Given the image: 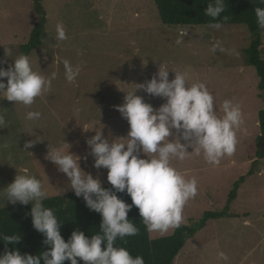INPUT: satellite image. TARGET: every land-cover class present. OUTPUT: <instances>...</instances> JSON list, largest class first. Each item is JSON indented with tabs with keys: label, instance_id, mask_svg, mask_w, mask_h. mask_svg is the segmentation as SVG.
I'll list each match as a JSON object with an SVG mask.
<instances>
[{
	"label": "rangeland",
	"instance_id": "rangeland-1",
	"mask_svg": "<svg viewBox=\"0 0 264 264\" xmlns=\"http://www.w3.org/2000/svg\"><path fill=\"white\" fill-rule=\"evenodd\" d=\"M34 1L0 0V59L7 61L0 66L12 64L21 54L20 45L29 40L39 18ZM39 2L46 18L42 45L28 57L34 70L46 76L55 72L56 79L31 106L0 99V114L6 120L0 128V190L25 168L42 181L48 196L71 190L66 187L68 178L45 158L48 146L59 147L64 140L71 145V152L81 156L85 171L109 184L107 169L93 167L94 158L86 144L94 130L83 128L101 123L106 136H126L129 124L114 108L123 103L124 91L131 90L133 83L150 79L159 66L169 68L170 79L172 69L187 71L189 83L202 81L214 94L218 115H222L223 101L231 99L241 106L244 123L237 131L235 153L223 157L219 165L207 163L195 152L183 161L173 160L186 178L196 179L198 187L197 195L184 207L182 224L199 221L207 210H222L233 183L240 176L244 180L231 203L237 216L214 219L199 229L186 240L174 264H264V156L257 157L258 150L264 151L258 117L264 104L256 71L245 62L243 49L251 39L245 25L227 24L215 30L209 25L163 24L154 0ZM58 23L64 26L66 40L55 38ZM181 29L189 31L183 39L179 37ZM217 40L239 54L213 53L211 47ZM261 42L264 57V28ZM64 60L80 66L73 83L65 78ZM3 79L6 83L7 78ZM137 94L157 108L165 102L143 90ZM28 111H38L41 116L29 121ZM35 139L41 141L28 149L31 153L24 151L25 141ZM9 204L5 201V206ZM173 229L165 234L148 232L156 238L171 234ZM221 252L227 261L219 256Z\"/></svg>",
	"mask_w": 264,
	"mask_h": 264
},
{
	"label": "clouds",
	"instance_id": "clouds-1",
	"mask_svg": "<svg viewBox=\"0 0 264 264\" xmlns=\"http://www.w3.org/2000/svg\"><path fill=\"white\" fill-rule=\"evenodd\" d=\"M260 3L264 4V0ZM225 9L226 0H211L207 4L204 14L213 21L209 23L210 28H222V21L228 19L221 16ZM254 12L258 26L264 28V7L257 6ZM188 34L187 29H181L179 37L183 39ZM55 38L67 39L62 23L56 25ZM211 51L239 54L235 49H226L219 40L212 45ZM9 56L6 51V57ZM6 62V59H0V65ZM63 64L66 80L75 82L80 66H73L68 60ZM172 70L174 76L170 79L169 68L159 66L150 79L133 83L131 90H123V103L114 108L129 124L126 136L113 137L110 133L106 136L105 125L101 123L94 128H83L94 130L86 144L94 158L93 167L107 169L111 187H104L99 176L94 177L82 168L81 156L71 152V145L65 140L59 147L48 146L45 158L68 178L66 187L76 197H82L90 210L100 214L99 231L89 237L77 228L65 240L55 210L45 206L44 201L49 197L42 181L25 168L0 190V206L5 207V201L13 205L31 204L32 225L42 234L43 244L47 247L35 255L22 254L16 247L11 250L7 247L18 244L21 234L0 235V240L5 242L0 264H64L66 260L70 264H79V260L84 264H145L143 256L133 257L126 247L116 243L118 239L139 233L128 216L131 209H138L149 232L165 234L169 229L181 226L184 207L197 195L198 187L196 179L186 178L173 165V160L183 161L195 152L202 154L207 163L219 165L223 157L235 153L237 131L244 120L239 103L225 99L221 105L222 115H218L215 96L204 82L189 83L187 71ZM3 78H7L6 83ZM54 79L55 72L46 76L34 70L30 58L21 54L7 68L0 66V99L31 106L37 97L51 88ZM138 90L163 98L165 102L154 107L137 94ZM40 116L38 111L26 113L29 121ZM5 125V116L0 114V128ZM37 141L41 140L25 141L23 150L30 152L28 149ZM125 192L131 203L117 195ZM219 256L228 260L223 252Z\"/></svg>",
	"mask_w": 264,
	"mask_h": 264
},
{
	"label": "trees",
	"instance_id": "trees-1",
	"mask_svg": "<svg viewBox=\"0 0 264 264\" xmlns=\"http://www.w3.org/2000/svg\"><path fill=\"white\" fill-rule=\"evenodd\" d=\"M40 0H35V8L39 13V18L31 29L29 40L21 44L20 53L29 55L32 50L42 45V32L45 23V12ZM211 0H154L158 19L163 24L175 25H209L211 18L204 14V9ZM264 7L260 0H226V9L221 16H227L228 19L222 21L223 25L243 24L250 33L251 39L249 44L243 49L245 62L254 67L258 76L257 87L260 90V97L264 104V57L261 54V31L257 24L254 9L255 7ZM20 54V55H21ZM259 121L264 131V106L258 111ZM263 150H258L257 157L261 158ZM255 161V160H254ZM252 170L249 171V174ZM244 176H240L228 193L226 204L222 210L203 212L202 217L195 223L181 224L180 227L174 228L172 233L166 236L151 238L143 221L139 215L138 209L133 207L128 216L139 229L135 236L125 237L124 240H117L118 246L126 247L133 257L143 256L145 264H174L175 257L179 254L187 239L193 238L199 229L209 225L214 219L221 217L237 216L231 211V203L236 198L240 184ZM104 187H111L110 184H103ZM127 203H131V198L127 193H117ZM44 201L45 206L55 210L58 220L61 222V235L67 240L73 230L80 229L85 235L91 237L99 231L101 216L99 213L90 210L82 197H76L72 190L62 194L48 196ZM31 204L23 206L21 204H9L0 207V235H9L14 233L21 234V240L13 246L8 244L11 250L13 247L23 253L36 254L44 250L47 246L43 244V236L36 231L32 225L30 216ZM103 247V245H102ZM5 249V242L0 240V253ZM79 260V258H78ZM64 264H70L65 261ZM79 264H84L79 260Z\"/></svg>",
	"mask_w": 264,
	"mask_h": 264
},
{
	"label": "water",
	"instance_id": "water-1",
	"mask_svg": "<svg viewBox=\"0 0 264 264\" xmlns=\"http://www.w3.org/2000/svg\"><path fill=\"white\" fill-rule=\"evenodd\" d=\"M263 135H264V132H263ZM260 139H263V136H261V138Z\"/></svg>",
	"mask_w": 264,
	"mask_h": 264
}]
</instances>
